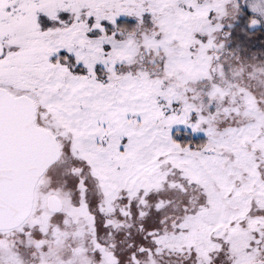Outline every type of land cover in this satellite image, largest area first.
<instances>
[{
  "label": "snow or ice",
  "instance_id": "obj_1",
  "mask_svg": "<svg viewBox=\"0 0 264 264\" xmlns=\"http://www.w3.org/2000/svg\"><path fill=\"white\" fill-rule=\"evenodd\" d=\"M0 264H264V0H0Z\"/></svg>",
  "mask_w": 264,
  "mask_h": 264
}]
</instances>
